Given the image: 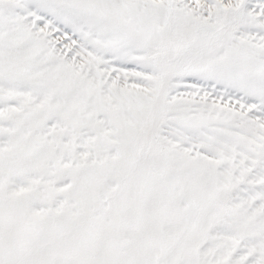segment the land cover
<instances>
[{
	"label": "rangeland",
	"instance_id": "rangeland-1",
	"mask_svg": "<svg viewBox=\"0 0 264 264\" xmlns=\"http://www.w3.org/2000/svg\"><path fill=\"white\" fill-rule=\"evenodd\" d=\"M0 264H264V0H0Z\"/></svg>",
	"mask_w": 264,
	"mask_h": 264
}]
</instances>
